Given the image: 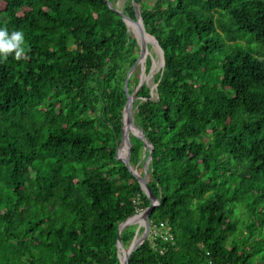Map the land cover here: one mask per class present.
Returning a JSON list of instances; mask_svg holds the SVG:
<instances>
[{
  "label": "trees",
  "instance_id": "16d2710c",
  "mask_svg": "<svg viewBox=\"0 0 264 264\" xmlns=\"http://www.w3.org/2000/svg\"><path fill=\"white\" fill-rule=\"evenodd\" d=\"M107 1L0 0L26 47L0 62V264H119L118 225L149 205L115 158L139 46ZM135 1L164 60L133 115L153 146L150 230L166 222L173 241L152 235L129 264H264V0ZM123 12L135 19L131 0Z\"/></svg>",
  "mask_w": 264,
  "mask_h": 264
},
{
  "label": "water",
  "instance_id": "95a60500",
  "mask_svg": "<svg viewBox=\"0 0 264 264\" xmlns=\"http://www.w3.org/2000/svg\"><path fill=\"white\" fill-rule=\"evenodd\" d=\"M133 9L135 12V19H132L129 17L125 12H123V7L118 6L115 4L113 6L110 2L107 1L109 7L116 11L126 24L127 30L130 31L135 39L136 43L139 46V55L137 57L136 62L133 64L131 69L129 70L127 77L124 82V88L126 91V103L123 108L122 112V118H121V145L117 148L115 158L122 161L126 167L128 168L129 172L136 178V180L139 182L142 191L144 194L148 197L149 200V205L143 209L141 212L136 213L135 215L128 217L126 220L121 222L118 225L117 229V240H116V248H117V258L119 260V264H129V257L131 253L136 250L146 239L150 230V222H149V216L152 210L154 209L155 206L158 205L159 201L157 197L153 194L148 182H147V170H148V164L152 158V152H153V146L151 143L144 137V135L140 132V130L135 126L134 121H133V114H132V105L133 101L136 98V92L139 87L143 85L144 79L140 77L137 88L129 93L127 89V82L128 79L134 70V68L137 65H143V62L145 61L146 56L149 54V48L148 45H146L143 41L139 40L138 35L136 32H134L131 28L130 25L136 26L140 34H146L151 38V42L149 43L151 45V48L155 49L156 52H158L162 59H163V50L161 47L158 45L156 39L154 36L148 34L145 31L142 18L140 16V12L137 6V3L135 0H131ZM162 64L164 66V60L162 61ZM151 71L150 70L147 72L148 74ZM145 73V66L142 68V73ZM156 86L157 82H155L154 86L150 88V99L152 98H157V91H156ZM130 134H133L134 136L138 137L142 143H143V153H142V158L140 162H142V173L138 172L137 167H133L130 165ZM122 149V150H121ZM147 152V155H146ZM136 217H139L140 220L137 221ZM136 225V229L134 232V236L129 244L128 247H125L121 241V232L124 230L127 226L130 225ZM138 239L136 240V238Z\"/></svg>",
  "mask_w": 264,
  "mask_h": 264
},
{
  "label": "rangeland",
  "instance_id": "374dc122",
  "mask_svg": "<svg viewBox=\"0 0 264 264\" xmlns=\"http://www.w3.org/2000/svg\"><path fill=\"white\" fill-rule=\"evenodd\" d=\"M125 2H126V0H117L116 4L120 7H123ZM224 19H226V18H224ZM239 44L245 49H252L253 47L258 46V44L255 42L251 43L249 41L248 36H246L242 40H240ZM147 45L149 48V54L146 56L145 61L143 62V65L140 64L139 79H140V77L143 78L144 79L143 84L152 88L155 84L156 73H158L163 68V64H162L163 59H162L161 55L155 51V49L151 48V45L149 43H147ZM222 48L227 50L228 46L226 44H223ZM147 58H150V60H151V71L149 74L147 72L142 73V68H143V66H145V62H146ZM137 99L138 98L136 97L133 101V105H132V114L133 115H134V103ZM238 216L242 222L243 221L246 222L249 220V217H248L244 207H241V206L239 207ZM152 235H153L152 230H149L147 239L150 238Z\"/></svg>",
  "mask_w": 264,
  "mask_h": 264
},
{
  "label": "clouds",
  "instance_id": "9594fccd",
  "mask_svg": "<svg viewBox=\"0 0 264 264\" xmlns=\"http://www.w3.org/2000/svg\"><path fill=\"white\" fill-rule=\"evenodd\" d=\"M25 34L22 30L9 31L7 27L0 26V62L6 61L9 55L15 60L25 57Z\"/></svg>",
  "mask_w": 264,
  "mask_h": 264
},
{
  "label": "built area",
  "instance_id": "2783aa9c",
  "mask_svg": "<svg viewBox=\"0 0 264 264\" xmlns=\"http://www.w3.org/2000/svg\"><path fill=\"white\" fill-rule=\"evenodd\" d=\"M152 233H153V238H161L163 241L166 242H172L173 241V235L170 231L169 226L167 225L166 222H160L158 224H153L152 225Z\"/></svg>",
  "mask_w": 264,
  "mask_h": 264
},
{
  "label": "bare ground",
  "instance_id": "6f19581e",
  "mask_svg": "<svg viewBox=\"0 0 264 264\" xmlns=\"http://www.w3.org/2000/svg\"><path fill=\"white\" fill-rule=\"evenodd\" d=\"M130 28H131L134 32H136V34L138 35L139 40L143 41L146 45H147V43H150V42H151V38H150L149 36H147L146 34L141 35L139 29H138L136 26H134V25L131 24V25H130ZM153 53H154V52H153ZM121 150H122V149H121ZM136 220L139 221L140 218H139V217H136ZM137 239H138V237L136 238V240H137Z\"/></svg>",
  "mask_w": 264,
  "mask_h": 264
}]
</instances>
